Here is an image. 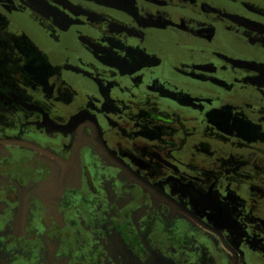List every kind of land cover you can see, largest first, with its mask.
Here are the masks:
<instances>
[{"label": "flooded vegetation", "instance_id": "flooded-vegetation-1", "mask_svg": "<svg viewBox=\"0 0 264 264\" xmlns=\"http://www.w3.org/2000/svg\"><path fill=\"white\" fill-rule=\"evenodd\" d=\"M0 264H264V0H0Z\"/></svg>", "mask_w": 264, "mask_h": 264}]
</instances>
